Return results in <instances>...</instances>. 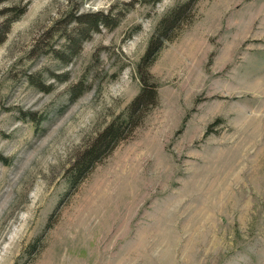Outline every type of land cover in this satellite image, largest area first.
Here are the masks:
<instances>
[{
  "label": "rangeland",
  "instance_id": "rangeland-1",
  "mask_svg": "<svg viewBox=\"0 0 264 264\" xmlns=\"http://www.w3.org/2000/svg\"><path fill=\"white\" fill-rule=\"evenodd\" d=\"M0 264H264V0H0Z\"/></svg>",
  "mask_w": 264,
  "mask_h": 264
},
{
  "label": "trees",
  "instance_id": "trees-1",
  "mask_svg": "<svg viewBox=\"0 0 264 264\" xmlns=\"http://www.w3.org/2000/svg\"><path fill=\"white\" fill-rule=\"evenodd\" d=\"M188 6H189V2L178 7L177 9L172 11L170 14H168L161 20L156 32L152 35L150 39L146 54L143 57L144 62L150 60L159 51V49L162 47V44L164 42V38H169L167 37L169 31L175 29L182 13L184 12V9ZM20 13L21 11L18 14L20 15ZM18 14L16 16H19ZM87 22L94 24L93 27H97L99 23H103V24L107 23L104 16L96 17L95 19H92V22L91 21H87ZM156 97H157V90L153 89V91L151 90L149 91L148 87L144 84L142 86L139 95L132 102L131 105L132 108L130 110V113L126 121L133 119L135 117L133 115V111L134 108L140 102H144L145 100L148 101L150 100L148 104H153L155 103ZM121 133H122V125L119 124V121H115L112 124H110L107 127V129L98 137L96 142H94V146L92 147L90 152L86 153V156L84 157V161L82 162L83 165H81L79 169L81 170V167L86 166L88 163L93 162L97 158L96 154H98L101 151L102 144H104L105 142L106 144L117 142L121 136Z\"/></svg>",
  "mask_w": 264,
  "mask_h": 264
}]
</instances>
